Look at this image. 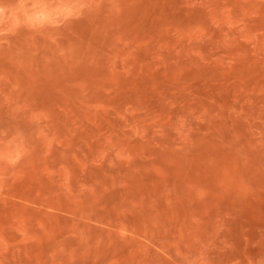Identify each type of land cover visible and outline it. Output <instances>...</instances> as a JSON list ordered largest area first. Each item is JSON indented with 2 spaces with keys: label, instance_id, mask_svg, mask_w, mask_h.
Here are the masks:
<instances>
[{
  "label": "rangeland",
  "instance_id": "374dc122",
  "mask_svg": "<svg viewBox=\"0 0 264 264\" xmlns=\"http://www.w3.org/2000/svg\"><path fill=\"white\" fill-rule=\"evenodd\" d=\"M0 264H264V0H0Z\"/></svg>",
  "mask_w": 264,
  "mask_h": 264
}]
</instances>
